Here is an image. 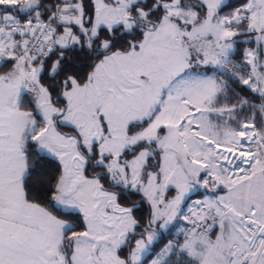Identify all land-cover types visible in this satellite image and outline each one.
Instances as JSON below:
<instances>
[{
    "label": "snow or ice",
    "instance_id": "1",
    "mask_svg": "<svg viewBox=\"0 0 264 264\" xmlns=\"http://www.w3.org/2000/svg\"><path fill=\"white\" fill-rule=\"evenodd\" d=\"M0 264H264V0H0Z\"/></svg>",
    "mask_w": 264,
    "mask_h": 264
}]
</instances>
